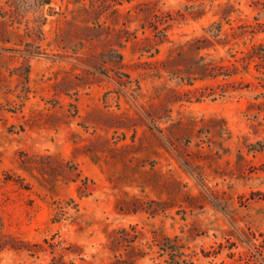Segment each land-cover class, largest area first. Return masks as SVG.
Here are the masks:
<instances>
[{
    "label": "rangeland",
    "instance_id": "rangeland-1",
    "mask_svg": "<svg viewBox=\"0 0 264 264\" xmlns=\"http://www.w3.org/2000/svg\"><path fill=\"white\" fill-rule=\"evenodd\" d=\"M12 10L0 0V264H240L243 234L264 235V0ZM200 57L238 71L206 77Z\"/></svg>",
    "mask_w": 264,
    "mask_h": 264
},
{
    "label": "trees",
    "instance_id": "trees-1",
    "mask_svg": "<svg viewBox=\"0 0 264 264\" xmlns=\"http://www.w3.org/2000/svg\"><path fill=\"white\" fill-rule=\"evenodd\" d=\"M51 4V0H12V15L18 16L19 14H25L30 11L39 12L41 9H44L46 6ZM222 26L220 23L213 24L208 33L209 38H203L195 40L190 44V47L194 51L201 53L203 50L209 49L214 46L213 40L217 42L221 34ZM115 63L121 64L123 61V56L119 53L115 56ZM112 62V61H111ZM201 68L206 72V77L217 79L219 77L230 78L235 75L238 71L237 66L233 65L231 67L224 66H213L212 68L205 62L204 57H200ZM128 78V76H125ZM188 83H191L194 80L187 78ZM191 81V82H190ZM224 94L226 92H223ZM215 94L210 93L206 97L214 98ZM220 96H224L221 94ZM261 240L258 239L255 234L248 232L243 234V238L240 240L242 244L247 245L251 251L247 253L244 257H241L239 260L240 264H264V235H261ZM53 247V246H52ZM72 251V250H71ZM75 253V252H72ZM50 264H76L74 261H66L64 256H55ZM80 264H88L86 261H82Z\"/></svg>",
    "mask_w": 264,
    "mask_h": 264
}]
</instances>
